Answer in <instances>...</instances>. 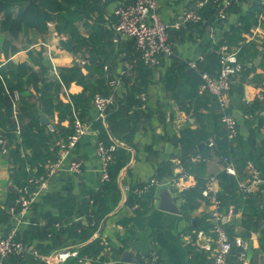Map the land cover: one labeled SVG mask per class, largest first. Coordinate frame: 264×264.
I'll use <instances>...</instances> for the list:
<instances>
[{
    "label": "crops",
    "instance_id": "0c3cea01",
    "mask_svg": "<svg viewBox=\"0 0 264 264\" xmlns=\"http://www.w3.org/2000/svg\"><path fill=\"white\" fill-rule=\"evenodd\" d=\"M131 1L133 0L104 1L105 26L111 28L109 42L106 43L108 52L103 56V60L90 64L91 70L85 66L88 63L86 54L73 53L61 47L59 42L64 36L56 33L54 22H48L47 30L42 34L34 35L29 31L21 33L12 41H7V35L0 31V65L11 61L14 64L26 62L31 67L25 76V79L28 78L26 93L10 88L5 77L0 74L1 94L10 104V119L18 136L17 140L21 127L27 125L29 121L27 115L29 104L35 105L36 112L41 109L49 122L58 120L57 111L51 110L46 96H40L44 77L42 70L46 65L51 67V72L46 76L48 78L52 77V74L57 76L54 67L57 70L60 66L73 64L79 66L81 75L86 79L99 77V91L105 92L107 88L109 92L113 91L115 99L120 100L121 109L116 118L109 120L107 112L105 117L97 119L96 113L90 107L88 115L84 118L91 123V127L81 136L68 157V159L75 157L81 160L80 172L58 170L51 175L48 178V188L41 192L30 208L28 222L22 223L19 228L18 235L25 246L36 249L38 255H28L25 259L10 257L6 264H93L96 259L87 254H83L87 258L82 261H79L78 257H71L63 262L56 260V253L70 245H76L78 249L97 236L104 246L100 252L101 264H137L142 254L152 250L160 253L165 264H209L207 253L194 245L189 246L190 242L187 240L191 236L193 229L191 227H196L195 219L202 216L206 218L213 207L209 199L203 195L204 199L197 198L191 206L182 210L184 190L178 191L168 186L172 175L169 169L171 165L173 167L175 160L180 161L188 153L180 141V135L184 131L202 126L210 134L209 139L199 140L198 146L202 141H210L211 137L225 131V128L220 119L219 108L211 94L204 92L199 95L198 100L190 101L185 92H180L185 88V84L183 77L177 74L178 66L172 64L173 61L176 63L187 61L188 64V61L196 59L203 51H210L214 46H217L215 49L217 54L220 41L239 23L238 18L254 3L259 2L264 5V0L233 1L223 21L216 16L210 24L206 20L199 24L189 21L178 28H168V40L173 45V54L168 57L160 55L159 65L154 69L140 66L134 40L115 35L114 24L110 22L111 19L115 21L113 9L120 3ZM158 2L160 15L165 21L172 23L181 11L195 9L196 0H158ZM205 21L207 24L204 23ZM256 25L250 28V32L241 33L243 40L228 44L229 49H238L240 59L238 60L243 63L241 71L232 77L227 95L228 111L237 121V133L242 142L236 150V155H227L234 162L235 175L224 171L225 162L222 157L210 155L206 159V174L207 177L214 176L212 191L218 198L222 174L232 176L239 182L245 181L249 162L260 170L264 178V125L258 126L260 116H264V23H259L258 30L255 29ZM41 42L47 43V49ZM3 43L8 49V56L4 53ZM243 44L244 50L239 55ZM11 46L16 47L14 52L9 51ZM186 71L190 73L193 68L187 65ZM168 75H172L175 80L172 87L169 86L171 80L168 79ZM81 89L80 84L71 81L67 87L62 86L58 97L65 102L69 101V94H77ZM14 91L19 95L15 103L16 120L11 108ZM190 102L196 104L197 112L191 107L187 108ZM15 121L18 123V131ZM60 123L66 126L68 121L65 119ZM98 127L105 130L113 143L122 145L127 150L126 163L117 176L120 198L113 209L101 218L87 240L79 242L72 228H65L61 232L54 230L50 235L46 231L51 222L63 219L59 218V208L55 199L57 195H62L61 198L66 196L74 198L73 213H78L77 208L80 209L79 211L82 208L80 205L82 194L95 191L100 186V160L96 151L97 142L100 141ZM115 135L130 137L131 142H123ZM208 143L201 149L196 146L197 150L202 151L212 145ZM23 152L30 153V150L26 148ZM171 170L173 171V168ZM12 171L11 158L0 153V209L5 214L4 220L0 221V234L8 231L10 221L8 207L14 199V193L18 192ZM152 176L160 177L159 181L163 184V186L155 185V199L152 206L141 212L135 208L136 204H126L127 189L124 188L142 184ZM163 188L170 191L179 212L158 208V194ZM237 192L241 195H235L228 204H222L219 198L220 209L223 212L221 222L233 242L227 256V264H264V202H261L259 197H252L254 194H244L240 188H237ZM73 213V217L69 218L71 221L86 222L84 215H79L81 218L76 219L78 215L75 216ZM68 225L69 223L66 222L64 227ZM236 239L241 240L240 244L235 242ZM250 242L252 251L248 254L247 248ZM123 250L130 251L137 261H122L120 254Z\"/></svg>",
    "mask_w": 264,
    "mask_h": 264
},
{
    "label": "trees",
    "instance_id": "16d2710c",
    "mask_svg": "<svg viewBox=\"0 0 264 264\" xmlns=\"http://www.w3.org/2000/svg\"><path fill=\"white\" fill-rule=\"evenodd\" d=\"M104 1L0 0V13L2 14L0 17V31L7 35V41H12V39L17 38L21 33H28L29 31L33 32L34 35L42 34L47 30V23L54 22L56 33L64 36V39H60L59 42L61 47L73 53L81 52L82 55L86 54L88 63L85 64V66L89 67V70H91L90 64L103 60V56H106L108 52L106 43L109 42L108 38L111 34V28L105 26ZM13 8H15L14 12ZM199 13L201 15V20L194 24H199L203 20H206L209 24L212 23L216 18L215 3L212 0H208L199 9ZM115 21L113 19L110 20L113 24ZM206 21L204 22L205 24H207ZM238 22L237 25L229 30L230 33L225 35V38L220 41L221 44H235L244 39L241 33L250 32V28L256 25L257 22L264 23V5L259 2L254 3L244 15L238 18ZM3 46L4 53L8 56V49L5 43H3ZM244 46V44L241 45L239 55L243 52ZM216 48L217 46H214L208 52L203 51V59L200 61L197 60L196 68H193V71L190 73L186 71L188 65L187 61L177 63L173 61L172 65L178 66L177 74L183 77L185 84V88L181 89L180 92H185L190 101H196L200 97V94L197 92L198 84L201 81L200 73L202 71H208L215 75L219 68L218 54L215 53ZM15 50V46H11L9 49L10 52H14ZM139 62L141 63V67L145 66L149 68L140 59ZM96 67L98 68V65ZM30 70L31 67L26 62L14 64L11 61H7L0 65V74L5 77L8 86L17 89L20 93H26L27 91L25 86L28 84V78L25 79V76ZM49 72H51V67L47 65L44 66L42 70L44 77L42 86L40 87V96L45 95L51 110L54 109L57 111L58 120L55 122L56 132H49L46 129V124L39 123L35 105L29 104V110H27L29 121L27 125L21 127L19 140H17L18 136L13 129V124L10 119V104H8V99L1 94L2 83L0 79V133L6 137L11 146L7 156L12 160L13 179L17 183L18 188H22L23 185L26 184L27 178L31 175V172L26 169L27 165H38L47 159H54L56 146L53 147V144L56 139L59 136H66L72 132V109L82 120L86 121L84 117L88 115L92 97L95 92L99 91V77L86 79L81 75L80 68L76 64L58 67L57 76H53L52 74V77H46ZM168 76V79L171 80L169 86L172 87L175 80L171 77L172 75ZM71 81L80 84L82 89L77 94H69V101L65 102L58 97V94L62 86L67 87ZM107 89L108 90H105V92H99L106 95L110 93L109 88ZM174 94H176V91H174ZM119 101L120 100L115 99L114 102L108 106L107 113L109 115V120L118 116L121 110L119 108ZM195 105L194 102H190L187 108L191 107L194 112H197L198 107ZM65 119L68 121V124L63 126L60 122ZM260 125H264V116H260L258 120V126ZM98 128L100 131V141L105 145L115 144L108 138L104 129L101 130L100 127ZM115 136L123 140V142H131V132L129 138L119 137L118 135ZM209 137L210 134L206 132L202 126L196 129L186 130L180 135V141L188 152L180 159V163L183 169L192 173L196 180L193 187L185 189L182 192V197L184 198L181 206L182 210L189 205L191 206L195 199H204L202 189L205 187V182L207 180L206 161H192L190 157L197 153L206 158L210 155H216L222 158L229 154L233 156L236 155V150L242 142V139L238 137V133L234 138L229 139L226 132L222 131L211 137L212 145L210 147L207 146L202 151L197 150V142L201 139H209ZM234 142H236V144H234ZM26 148L30 150V153L23 152ZM126 151L127 150L122 145L115 144V149L111 153V159L107 165L108 180L101 183L99 188L95 191L83 193H87L88 198L91 199L92 202L82 197L80 201L82 208L81 211L77 208L78 213H73V211H75L74 198L70 196L61 198L62 195H57L55 199L57 200V206L59 208V218L63 219L52 221L46 233L52 235L54 230L61 232L65 228H72L75 230L76 239L79 242L87 240L93 234L101 218L113 209L120 198L117 176L119 170L126 163ZM171 168L172 165L170 166L169 172L173 174ZM41 175L45 176L44 170L42 169L36 173V176ZM154 177L160 180V177ZM225 177L226 182L224 183ZM221 179L219 198L222 204H228L234 199L235 195H241V193L237 192V188H239L238 181L225 173L222 174ZM141 186L142 184H138L127 188L125 203L128 205L136 204L135 208L138 211L145 212L152 206L155 199V184L147 186V188L140 193L135 191V187ZM30 187L33 188L34 184H31ZM244 194H254L252 197L261 198V194L258 191ZM17 195L18 192L14 193V197ZM72 213L75 216L84 215L87 219L86 222L81 220L75 222L71 221L69 218L73 217ZM4 216V212L0 209V221L4 220ZM124 220H121V222H124ZM66 222H68L69 225L64 227ZM56 223H58V225H56ZM195 224L196 227H191V229L193 228L191 232L192 240L189 246H195L194 231L198 228L206 229L209 225L205 216L197 217L195 219ZM103 248L104 246L100 242V237L97 236L86 245L78 247V254L81 256L87 254L96 259L93 264H101L102 256L100 252ZM12 257L19 258L18 256Z\"/></svg>",
    "mask_w": 264,
    "mask_h": 264
},
{
    "label": "built area",
    "instance_id": "2783aa9c",
    "mask_svg": "<svg viewBox=\"0 0 264 264\" xmlns=\"http://www.w3.org/2000/svg\"><path fill=\"white\" fill-rule=\"evenodd\" d=\"M208 0H196L195 9H186L179 13L176 19L169 23L165 21L159 13L158 0H133L127 3H120L113 9V14L116 21L113 25L115 35L119 37L132 38L135 42L136 51H138V58L149 68H156L159 65V56H171L173 54V45L168 40V28H178L189 21L198 22L201 20V15L198 12ZM216 5V16L220 20H225L227 17V10L230 4L235 0H212ZM260 23V22H259ZM259 23L255 29L258 30ZM47 49L48 45L41 42ZM238 49L231 50L228 45L222 43L217 50L219 68L215 75L208 71L200 73L201 81L198 84L197 92L202 94L207 92L211 94L219 108L220 119L224 125L226 135L229 139L237 135V121L232 113L228 111L227 95L230 88V82L234 75L239 73L242 69V64L237 57ZM203 54H199L196 59L188 61V65L196 68L197 60H202ZM54 72L57 75V70L54 67ZM18 92L14 91L11 97V108L14 119L16 120V100L18 99ZM114 92L103 95L100 92H95L91 108L96 113V118L101 119L105 117L107 108L115 100ZM16 123V130L18 131V123ZM91 127V123L82 120L77 113L72 109V132L66 136H59L55 141L56 151L54 159H47L38 165L28 166L26 169L31 172L27 178L26 184L22 188H18V195L14 197L12 203L8 207L10 212L9 228L5 234H0V264H6L7 260L12 256H18L25 259L28 255L37 256L36 249L26 247L21 238H19L18 231L22 223L28 222L30 208L36 201L41 192L48 188V178L58 170H67L71 173H78L81 170L82 162L78 158H70L69 154L83 136ZM46 129L55 133V122H48ZM212 144V140L209 141ZM9 145L6 137L0 133V153L7 155ZM115 149V144L105 145L102 141L97 142L96 151L100 160V184L108 180L107 165L111 159V153ZM69 160L67 165L65 161ZM199 153L190 157L192 161L204 160ZM223 160L224 171L229 174H236L234 162L228 156H224ZM173 174L169 180V187L176 190H185L193 187L196 180L192 173L185 171L180 161L175 160L173 164ZM42 169L45 176H36V173ZM247 175L245 181H238L239 188L244 193H252L258 191L261 194V202H264V178L261 176L259 169L255 168L250 162L247 165ZM214 176L207 177L206 186L202 189V195L207 197L212 205V209L208 212L206 220L209 225L206 229L198 228L194 231V244L202 251L207 253L209 264H227V256L231 251L233 242L226 233L221 218L223 212L220 209L221 201L212 191V183ZM34 184L31 188L30 185ZM150 184L162 185L161 181L154 176L150 177L148 181L142 183L141 187H136L135 191L139 193L144 191ZM124 189H127L125 187ZM89 202L88 194H82ZM78 216L76 219H80ZM58 225V223H56ZM192 236H189L187 241H191ZM238 244L241 240L236 239ZM71 257H78L79 261L84 260L85 255L78 254L76 245H70L56 253V260L66 261ZM137 264H165L159 252L152 250L147 254H142Z\"/></svg>",
    "mask_w": 264,
    "mask_h": 264
},
{
    "label": "water",
    "instance_id": "95a60500",
    "mask_svg": "<svg viewBox=\"0 0 264 264\" xmlns=\"http://www.w3.org/2000/svg\"><path fill=\"white\" fill-rule=\"evenodd\" d=\"M190 71V69H188ZM38 121L41 124H47L49 122L48 117L43 113L41 109H38ZM209 141H202L198 144V148L201 149L205 144H207ZM158 208L164 211L169 212H179L176 205L174 204V201L171 197L170 191L167 188L161 189V191L158 194ZM100 230H98L99 233ZM252 243L250 242L247 248V253L249 254L252 251ZM120 259L122 261H128V262H136L137 258L133 256V254L130 251L123 250L120 254Z\"/></svg>",
    "mask_w": 264,
    "mask_h": 264
},
{
    "label": "rangeland",
    "instance_id": "374dc122",
    "mask_svg": "<svg viewBox=\"0 0 264 264\" xmlns=\"http://www.w3.org/2000/svg\"><path fill=\"white\" fill-rule=\"evenodd\" d=\"M170 42V41H169ZM171 43V42H170Z\"/></svg>",
    "mask_w": 264,
    "mask_h": 264
}]
</instances>
